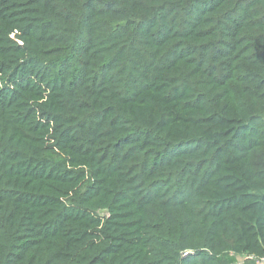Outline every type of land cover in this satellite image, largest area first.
I'll return each mask as SVG.
<instances>
[{
  "label": "trees",
  "instance_id": "obj_1",
  "mask_svg": "<svg viewBox=\"0 0 264 264\" xmlns=\"http://www.w3.org/2000/svg\"><path fill=\"white\" fill-rule=\"evenodd\" d=\"M238 256L264 258V0H0V264Z\"/></svg>",
  "mask_w": 264,
  "mask_h": 264
},
{
  "label": "rangeland",
  "instance_id": "obj_2",
  "mask_svg": "<svg viewBox=\"0 0 264 264\" xmlns=\"http://www.w3.org/2000/svg\"><path fill=\"white\" fill-rule=\"evenodd\" d=\"M245 258V256H238L237 262L235 264H244Z\"/></svg>",
  "mask_w": 264,
  "mask_h": 264
},
{
  "label": "built area",
  "instance_id": "obj_3",
  "mask_svg": "<svg viewBox=\"0 0 264 264\" xmlns=\"http://www.w3.org/2000/svg\"><path fill=\"white\" fill-rule=\"evenodd\" d=\"M260 263H261V264H264V258L260 260ZM260 263H259V264H260Z\"/></svg>",
  "mask_w": 264,
  "mask_h": 264
},
{
  "label": "water",
  "instance_id": "obj_4",
  "mask_svg": "<svg viewBox=\"0 0 264 264\" xmlns=\"http://www.w3.org/2000/svg\"><path fill=\"white\" fill-rule=\"evenodd\" d=\"M104 213V212H103Z\"/></svg>",
  "mask_w": 264,
  "mask_h": 264
}]
</instances>
